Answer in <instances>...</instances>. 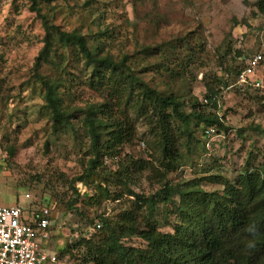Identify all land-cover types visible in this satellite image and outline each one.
Segmentation results:
<instances>
[{
  "label": "rangeland",
  "instance_id": "obj_1",
  "mask_svg": "<svg viewBox=\"0 0 264 264\" xmlns=\"http://www.w3.org/2000/svg\"><path fill=\"white\" fill-rule=\"evenodd\" d=\"M256 1L41 0L39 6L61 30L75 29L85 34L91 45L100 43V54L116 60L128 55L136 61L139 75L159 90L198 98L207 111L216 110L206 105V95L212 88L218 91L217 112L231 131L208 146L201 125L192 149L179 147L180 167L169 173L168 179L186 182L208 174L202 171L208 170L235 182L250 153L254 154V164L264 162V108L255 98L260 94L255 90L242 92L234 85L244 58L264 52V15ZM45 36L43 20L30 0H0V205L39 208L50 204L49 237L41 245L57 255L59 264H79L76 256L61 254L66 245L91 230L92 220L116 216L130 205L126 197L104 198L98 185L110 190L124 188L118 174L128 165L134 168L136 162H145L147 168L133 173L129 185L138 194L151 196L161 187L152 175L160 164L151 156L148 143H153L154 136L148 121L135 119L137 137L133 143L124 146L117 157L101 155L96 176L87 185L74 184L73 179L82 175L94 158L81 123L82 110L101 104L105 98L86 80L91 69L83 56L62 52L64 49L57 46L53 61L43 62L39 72L60 81L64 102L77 109V116L75 132H53L44 88L35 77ZM186 43L188 48L184 49ZM165 50L169 51L164 54ZM161 63L169 70L158 69ZM200 184L208 191L222 189L205 181ZM74 199L79 200L75 204L78 211L69 207ZM162 206L159 203V229L171 231ZM124 242L146 245L136 236Z\"/></svg>",
  "mask_w": 264,
  "mask_h": 264
},
{
  "label": "trees",
  "instance_id": "obj_2",
  "mask_svg": "<svg viewBox=\"0 0 264 264\" xmlns=\"http://www.w3.org/2000/svg\"><path fill=\"white\" fill-rule=\"evenodd\" d=\"M30 1L46 29V44L37 58L35 77L44 88L53 132L69 129L75 132L77 116V109L64 102L60 81L39 72L43 62L53 61L57 46L64 49L62 52L72 51L83 56L86 67L91 69L86 80L105 98L101 104L82 110L81 123L90 139L94 158L85 172L73 179L74 184L87 185L96 176L101 155L117 157L124 146L133 143L137 137L135 119L148 121L154 136L153 143H148L152 146L151 156L160 164L152 175L161 187L151 196L138 194L129 185L133 173L147 168L145 162H136L134 168L128 165L124 173L118 174L117 179L124 188L116 187V191L98 185L104 198L126 197L130 205L116 216H100V228L92 220V229L68 243L61 254L76 256L79 264H264V162L254 161V164V154L250 153L235 182L224 174H209L208 170H202L208 174L186 182L174 183L168 179V174L180 167L179 149H192L201 125L203 130L217 125L220 133L231 131L217 112L219 92L212 88L206 95V105L216 110L207 111L198 98H183L180 94L159 90L139 75L136 61L128 55L116 60L109 54H100L103 50L100 43L91 45L87 36L78 30H61L42 13L41 0ZM256 6L264 15V0H257ZM187 48L188 43L184 45ZM160 66L158 69L169 70L163 63ZM174 75L172 72L171 77ZM255 98L264 108V97ZM201 181L218 184L222 189L208 191L201 186ZM74 200L69 207L78 211L75 204L79 200ZM159 203L163 204L162 215L171 231L159 229ZM134 236L146 245L130 246L124 242Z\"/></svg>",
  "mask_w": 264,
  "mask_h": 264
},
{
  "label": "built area",
  "instance_id": "obj_3",
  "mask_svg": "<svg viewBox=\"0 0 264 264\" xmlns=\"http://www.w3.org/2000/svg\"><path fill=\"white\" fill-rule=\"evenodd\" d=\"M239 68L235 84L242 92L255 90L264 97V52L258 51ZM203 136L210 143L225 137L217 125L207 126ZM25 197L30 198V194ZM52 206L39 208L29 205H0V264H59L56 254L47 252L41 245L48 238L47 229L52 222ZM96 228L101 223L96 221Z\"/></svg>",
  "mask_w": 264,
  "mask_h": 264
}]
</instances>
